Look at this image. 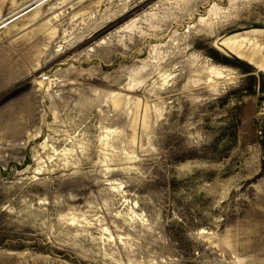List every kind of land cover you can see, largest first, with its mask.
<instances>
[{"label":"rangeland","instance_id":"obj_1","mask_svg":"<svg viewBox=\"0 0 264 264\" xmlns=\"http://www.w3.org/2000/svg\"><path fill=\"white\" fill-rule=\"evenodd\" d=\"M0 264H264V0H0Z\"/></svg>","mask_w":264,"mask_h":264},{"label":"bare ground","instance_id":"obj_2","mask_svg":"<svg viewBox=\"0 0 264 264\" xmlns=\"http://www.w3.org/2000/svg\"><path fill=\"white\" fill-rule=\"evenodd\" d=\"M242 37L241 41L238 42L237 40H228L227 43V47L230 48L232 51H235L237 53L243 54L244 53V48H243V44L242 42L244 41Z\"/></svg>","mask_w":264,"mask_h":264}]
</instances>
